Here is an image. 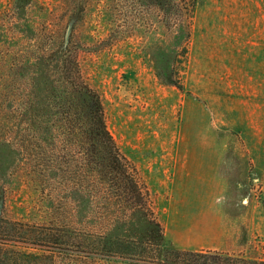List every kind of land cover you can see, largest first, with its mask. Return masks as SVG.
Returning a JSON list of instances; mask_svg holds the SVG:
<instances>
[{
    "label": "trees",
    "instance_id": "1",
    "mask_svg": "<svg viewBox=\"0 0 264 264\" xmlns=\"http://www.w3.org/2000/svg\"><path fill=\"white\" fill-rule=\"evenodd\" d=\"M199 0H10L0 9V264H264L211 249H176L153 194L107 126L89 76L102 28L134 36L165 85L181 86ZM99 53V52H98ZM97 55V53H96ZM12 183L51 202L36 223L8 214Z\"/></svg>",
    "mask_w": 264,
    "mask_h": 264
},
{
    "label": "rangeland",
    "instance_id": "2",
    "mask_svg": "<svg viewBox=\"0 0 264 264\" xmlns=\"http://www.w3.org/2000/svg\"><path fill=\"white\" fill-rule=\"evenodd\" d=\"M116 31L100 26L86 69L110 132L153 194L166 246L264 259V0L198 1L180 87L161 83L137 38ZM8 151L3 181L15 183ZM12 188L9 216L49 219L41 193Z\"/></svg>",
    "mask_w": 264,
    "mask_h": 264
},
{
    "label": "crops",
    "instance_id": "3",
    "mask_svg": "<svg viewBox=\"0 0 264 264\" xmlns=\"http://www.w3.org/2000/svg\"><path fill=\"white\" fill-rule=\"evenodd\" d=\"M192 249H196V248H192Z\"/></svg>",
    "mask_w": 264,
    "mask_h": 264
}]
</instances>
